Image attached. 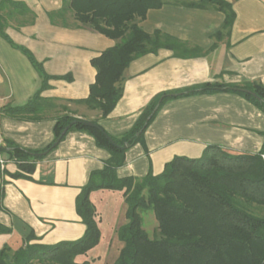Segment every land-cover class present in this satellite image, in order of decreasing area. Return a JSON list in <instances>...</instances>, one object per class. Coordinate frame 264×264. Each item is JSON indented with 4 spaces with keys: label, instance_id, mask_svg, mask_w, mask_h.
I'll return each instance as SVG.
<instances>
[{
    "label": "crops",
    "instance_id": "0c3cea01",
    "mask_svg": "<svg viewBox=\"0 0 264 264\" xmlns=\"http://www.w3.org/2000/svg\"><path fill=\"white\" fill-rule=\"evenodd\" d=\"M22 1L35 13L34 22L18 29L9 24L6 33L28 48L47 74L72 76L70 81L49 79L41 96L86 97L95 79L90 59L115 41L92 29L51 24L46 11L59 8L62 0ZM163 1L160 7L146 11L139 26L147 33L160 31L207 52L179 57L171 49L159 48L133 59L124 70L122 95L107 117L100 118L98 111L82 106L88 119L97 120L112 136L126 132L141 108L160 91L214 80H258L264 84V0H227L235 13L228 32L222 29L224 14L214 7L186 6V0ZM217 31L222 34L216 39ZM39 87L40 77L27 57L0 36V109L24 104ZM54 116L51 112L42 120L18 119L0 111V143L9 139L26 149H43L53 139ZM263 143L264 113L242 96L229 91L181 96L162 105L146 128L143 142L126 150L125 162L116 174L135 178L149 171L158 174L175 155L197 158L207 145H218L231 153H256ZM108 156L90 134L71 130L35 163L31 178L2 174L1 202L6 211L0 209V223L10 231L0 233V248L7 245L15 250L27 240L50 245L80 238L85 225L75 210L76 196L90 173L101 169ZM7 158L0 151L2 167L14 172L17 166ZM89 200L95 208L100 239L76 258L88 264L98 255H90V251L105 242L110 245L126 221L121 190L95 189L90 191ZM117 244L119 251V239Z\"/></svg>",
    "mask_w": 264,
    "mask_h": 264
},
{
    "label": "trees",
    "instance_id": "16d2710c",
    "mask_svg": "<svg viewBox=\"0 0 264 264\" xmlns=\"http://www.w3.org/2000/svg\"><path fill=\"white\" fill-rule=\"evenodd\" d=\"M163 0H62L57 9L46 11L51 24L67 28H88L112 38L115 43L90 59L95 79L88 95L78 99L41 96L51 78L70 81L71 74L51 76L32 52L15 43L5 28L16 29L34 22L35 13L22 0H0V36L23 53L40 77V87L22 105H5L1 115L18 119L42 120L54 116L53 139L43 149L20 147L9 139L0 143L17 170L0 168V177L31 178L35 163L52 150L71 130L85 131L97 147L109 156L101 169L90 173L75 199V210L85 225L76 240L50 245L29 243L12 250L0 248V264H88L77 256L85 255L100 239L94 205L89 193L95 189L121 190L126 203V221L117 229L121 247L112 264H264V143L256 153H231L218 145H207L200 157L175 155L162 171H149L140 178L118 177L116 169L125 162L126 150L143 142L144 132L162 105L170 99L199 93L229 91L236 93L264 113V84L258 80L226 83L206 81L153 95L141 108L132 126L120 136L108 134L97 120L77 118L66 111L61 101L98 111L105 118L123 92L124 70L135 58L159 48H168L174 56H200L207 51L189 46L172 36L145 32L138 24L149 8H158ZM186 6L214 7L224 14L222 29L229 31L235 17L227 0H186ZM222 31L214 36L219 38ZM216 43L214 42L212 47ZM59 102V103H58ZM83 121L95 125L87 126ZM69 125L60 140L63 129ZM113 141L111 142L110 139ZM126 144L122 149L120 146ZM3 190L0 189V209ZM151 214L154 226L146 229L145 215ZM10 229L0 223V233Z\"/></svg>",
    "mask_w": 264,
    "mask_h": 264
},
{
    "label": "rangeland",
    "instance_id": "374dc122",
    "mask_svg": "<svg viewBox=\"0 0 264 264\" xmlns=\"http://www.w3.org/2000/svg\"><path fill=\"white\" fill-rule=\"evenodd\" d=\"M61 104L66 106L65 112L69 113L70 115L77 117V118L88 119L82 105L75 104L72 102H64V101H61ZM58 113H63V112L59 110V112H55V115H57ZM88 120H90V119H88ZM0 168L2 169L3 167L0 166ZM148 213L149 212H147L145 215V219H146L145 226H146V229L149 232H151V229L154 226L155 222L153 221L152 215L148 214ZM110 222L113 225L114 221L112 218H111ZM114 242L116 245L114 244ZM117 243H118V239H117V235L115 233L114 234V240H113V242H111L110 245L108 244V242H105L104 244H102V246L95 247L92 250L93 252L90 251V255H93L94 252H97L98 255H96L94 257V259L90 260L89 264H112L114 258H116L117 254H118L117 253L118 252V249H117L118 244Z\"/></svg>",
    "mask_w": 264,
    "mask_h": 264
},
{
    "label": "water",
    "instance_id": "95a60500",
    "mask_svg": "<svg viewBox=\"0 0 264 264\" xmlns=\"http://www.w3.org/2000/svg\"><path fill=\"white\" fill-rule=\"evenodd\" d=\"M83 124H84V125H87V126H94V125H95V124H94L93 122H91V121H83ZM68 127H69V125H67V126L63 129L61 135L55 140V143H54V144H56V143L60 140L61 136L67 131ZM107 137H108V136H107ZM108 138L110 139V137H108ZM110 141L113 142L111 139H110ZM120 147H121L122 149H124V148L127 147V145L124 144V145H122V146H120Z\"/></svg>",
    "mask_w": 264,
    "mask_h": 264
},
{
    "label": "built area",
    "instance_id": "2783aa9c",
    "mask_svg": "<svg viewBox=\"0 0 264 264\" xmlns=\"http://www.w3.org/2000/svg\"><path fill=\"white\" fill-rule=\"evenodd\" d=\"M263 157H264V155H262ZM3 161L2 160H0V166L2 167L3 165Z\"/></svg>",
    "mask_w": 264,
    "mask_h": 264
}]
</instances>
